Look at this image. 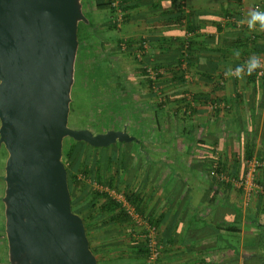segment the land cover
Wrapping results in <instances>:
<instances>
[{
    "label": "crops",
    "instance_id": "0c3cea01",
    "mask_svg": "<svg viewBox=\"0 0 264 264\" xmlns=\"http://www.w3.org/2000/svg\"><path fill=\"white\" fill-rule=\"evenodd\" d=\"M180 1L185 3L186 14L191 13L190 23L195 28L190 63L194 97L197 99L200 93L206 101L223 99L234 108L225 120L222 111L203 110L201 126L215 127L214 131L206 129L204 138L212 146H219L225 131L230 134L234 130L241 153L264 154V77L258 73L243 75L219 84L226 71L250 56L264 58V31L258 24L250 29L247 23L248 14L261 0H128V7L133 9L135 5L130 23L144 21V38L152 50L144 56V69L157 64L175 71L179 64L178 46L173 42L186 34L176 20ZM90 4L108 5L105 0H91ZM218 123L221 130L232 124L236 129L218 133ZM196 133L179 131L177 136L190 144L185 149H171L175 161L147 157L144 178L125 184L126 190L135 195L142 215L158 227L163 247L160 264H264V247L260 244L264 210L246 212L239 205L240 196L212 176L211 163L200 158L202 153L198 152L211 147L205 146L207 143L197 147ZM92 228V251L98 264L146 263L141 238L124 215L99 213Z\"/></svg>",
    "mask_w": 264,
    "mask_h": 264
},
{
    "label": "water",
    "instance_id": "95a60500",
    "mask_svg": "<svg viewBox=\"0 0 264 264\" xmlns=\"http://www.w3.org/2000/svg\"><path fill=\"white\" fill-rule=\"evenodd\" d=\"M83 0H0V147L8 264H98L72 208L63 147L141 141L69 126Z\"/></svg>",
    "mask_w": 264,
    "mask_h": 264
},
{
    "label": "rangeland",
    "instance_id": "374dc122",
    "mask_svg": "<svg viewBox=\"0 0 264 264\" xmlns=\"http://www.w3.org/2000/svg\"><path fill=\"white\" fill-rule=\"evenodd\" d=\"M90 1L83 0V13L92 21L94 27L88 29L84 23L79 25V27L83 25V30L76 61L69 126L73 129L87 128L94 133H105L107 130H122L127 124L128 132L143 140L144 144L142 150L134 143L106 149H89L85 143L76 142L70 138L65 139L63 163L66 169L75 175V181L83 187L73 189V196L80 197L79 202L75 199L74 206L81 203L82 207H85L83 211L91 210L92 206L89 204L92 203L93 195L95 193L107 194L105 190H98L99 187L102 189L107 187L104 183L107 176L115 180L114 188H108L114 190L115 194L124 196L128 192L125 186L128 180L144 178V162L147 161V157L153 160L175 161L172 159L174 153L171 149L176 147L185 149L190 144L188 140L180 139L177 136L178 132L187 133L195 130L197 132L194 139L195 145L201 147L207 143L205 146L212 148V150L202 148L204 154L202 151L198 152L202 153L199 154L200 158L211 163L209 168L216 179L220 178V174H226L242 180L249 172L251 164L259 165L250 184L242 189L233 185H228V188L240 196L239 205L246 212L264 210V154L255 156L241 153L234 130H231L230 134L226 132L227 130L225 131L217 143L219 146H212L203 135L207 128L201 126V120L205 115L202 111L206 110L210 113L222 111L226 114L222 115L225 120L227 115L233 112L234 108L230 105L231 103L215 98H209L206 101L200 93L197 94L198 98L195 100L192 86L194 75L190 64L192 58L185 66H181L185 71L183 83H178L173 79V70H168V67L161 65L157 66V64L146 66L149 69L147 70L149 76L143 74L144 59L137 58L141 54V51L137 49L138 43L141 42L140 39H144L148 44L144 56L151 54L152 51L150 42L144 38V21L136 19L135 23H130L132 8L127 12L128 19L125 21L126 12L120 7L124 16L123 25L121 27L110 26L112 21L115 23L118 19L117 11L111 10L110 5H91ZM105 1L108 4L107 0ZM188 36V40L192 42L193 33H186L184 38L173 42V45L178 46L179 57L182 51L179 44L185 42ZM125 38L133 40L132 53L126 56H115V53L111 52V45ZM176 71L178 68L175 69ZM158 72L161 74L160 78L157 76ZM148 78L152 79L153 87L149 85ZM213 102H223L228 107L216 112L210 111L209 103ZM159 104L162 105V109ZM157 114L161 115L159 119ZM231 128L236 129L232 124L221 130L218 123L216 130L219 133ZM207 130L214 131L215 127L212 126ZM70 152L73 159L66 157ZM7 158L5 147H0V234L2 237L0 264H8L2 203L5 190L3 177ZM87 160L90 161L88 174L82 167ZM218 168H222L223 172L220 173ZM100 169L103 178L99 177ZM82 196L84 198H81ZM109 197L113 199L112 196L109 195ZM120 206L122 215L125 216V209L122 205ZM98 213L95 209L91 213L92 216L90 215L93 219L86 218L91 248L93 240L91 231L97 221ZM130 224L132 225L131 221Z\"/></svg>",
    "mask_w": 264,
    "mask_h": 264
},
{
    "label": "built area",
    "instance_id": "2783aa9c",
    "mask_svg": "<svg viewBox=\"0 0 264 264\" xmlns=\"http://www.w3.org/2000/svg\"><path fill=\"white\" fill-rule=\"evenodd\" d=\"M107 2L110 4L111 8L117 11V16H118L117 20L118 21L122 20L124 17L122 10L120 8L122 4V0H107ZM179 4L183 5L182 8L184 9L185 13H187L185 3L183 1H180ZM254 10L264 11V0H261L260 2H258L254 6ZM188 38L189 36L186 38V41L184 42L182 52H181L184 55V58L182 60V66H185V64L188 61L187 60L188 48H189ZM263 47H264V40H263ZM141 48L144 50V54H145L148 48V44L145 40L142 43ZM260 61H261V68L257 70L258 71L257 73L260 74L261 77H264V58L260 59ZM147 70L149 71V69ZM227 78L228 77H226L225 74L222 75L221 79L219 80V84L223 85L224 81ZM226 107L228 106L223 102L209 103L210 111H214V112L224 109ZM258 166L259 165L257 164H251L249 166L250 169L247 175L245 176V179L239 180L233 176H228L226 174H220V180L226 183H230L234 187L242 189L245 187V185L250 184V181L253 179ZM98 190L100 191L105 190L110 196H112L114 200H116L119 204H121L123 208L125 209L126 215L131 221L132 226L138 232L139 237L141 238V241L143 243V246L145 247V250H146V263L145 264H160L163 247L160 244L159 239H158L157 225L153 224L150 220L146 219L143 215H140L136 211L135 207H133L123 195L115 194L114 190H111L108 187L104 189H102V187H99Z\"/></svg>",
    "mask_w": 264,
    "mask_h": 264
},
{
    "label": "trees",
    "instance_id": "16d2710c",
    "mask_svg": "<svg viewBox=\"0 0 264 264\" xmlns=\"http://www.w3.org/2000/svg\"><path fill=\"white\" fill-rule=\"evenodd\" d=\"M128 0H123L122 1V4H121V8L123 9V11L124 12H126V14H125V21L128 19V17H127V12L131 9L130 7H128V5H127V2ZM108 5H110L109 3H108ZM103 7V6H102ZM135 8V5H133V9ZM177 14H178V16L176 17V20H177V24L179 25V26H181V29L182 30H184L185 31V33H193V31H194V26H193V24L192 23H190V17H191V13L190 14H186L185 13V11H184V9L182 8V6H181V4H178V11H177ZM85 24V23H84ZM83 25H81L80 27H79V42H80V45H81V34H82V27ZM84 26H87L88 27V29H91L92 27H94V24L92 23V21L90 20V24L89 25H84ZM264 35V34H263ZM264 37V36H263ZM255 39V38H254ZM252 41L253 42H255V40H253V37H252ZM183 45H184V42H181L180 44H179V47H181V48H183ZM193 48V42H191V41H189V48H188V57H187V60H188V62L191 60V58H192V49ZM182 52V51H181ZM180 60H179V66H177V67H175V69L176 68H178V71H174L173 72V79L176 81V82H178V83H183L184 82V77H185V71H183V69H182V60H183V58H184V55H183V53H181V55H180ZM147 69H148V67L146 68L145 67V69L142 71L143 72V74H145V75H148L149 76V74L147 73L148 71H147ZM160 69V68H159ZM257 72L258 71H255V72H253L251 75H257ZM157 76H158V78H160L161 77V74L160 73H158L157 74ZM148 82H149V84H150V86H152L153 87V81H152V79H150V78H148ZM196 99V98H195ZM162 105L161 104H159V107L162 109V107H161ZM219 111V110H218ZM158 115V119H159V116H161L160 114H157ZM87 146H88V148L89 149H94L93 147H91V146H89L88 144H86ZM73 155H72V153L70 152V153H68L67 155H66V157L69 159V157L70 158H72L73 159V157H72ZM87 158H89V157H87ZM86 158V159H87ZM89 165H90V161H86L85 162V164L82 166L83 168H84V170H85V172H87V174H88V169H89ZM218 171L221 173V172H223V169L221 168H218ZM67 173H68V180H69V187H70V191H71V197H72V208H73V211L75 212V213H77L78 215H80L82 218H83V220H84V222H85V225H87L86 224V218H89L90 220H92L93 218H91L90 217V215H91V213L96 209V210H98V212L99 213H105L106 215H107V213H113V212H118V214L119 215H122L123 213L121 212V209H120V205L121 204H119L116 200H114V199H111L110 197H109V195H108V193L107 194H101V193H95L94 195H93V199H91L92 200V203H90L89 205H91L92 206V208L94 209H92L91 208V210L89 209V210H87V211H83L84 210V206L82 207V204L81 203H78V205H76V206H74L75 205V199L79 202V199H80V197H74L73 196V194H72V192H73V189L74 188H77V189H79V188H83L82 187V185H80V183L79 182H76L75 180H76V177H75V175L71 172V171H69V169H67ZM99 173H100V176L99 177H101V169H100V171H99ZM101 178H103V177H101ZM101 181V180H100ZM104 183H105V185L107 186V187H110V188H114V183H115V180L113 179V177H106V179H105V181H104ZM227 185H231L230 183H226ZM124 196H125V198H126V200L130 203V204H133V205H135L136 207H137V204H135V195L132 193H130V192H126L125 194H124ZM81 198H84V196H82ZM100 201H103L104 202V205L103 206H101L102 205V203L100 202ZM132 205V206H133ZM135 206H133V207H135ZM75 207H77V209L79 208V210H77V209H74ZM135 207V209H136V211L140 214V215H142V213H141V210H140V207H137L136 208ZM84 213V214H83ZM98 213V214H99ZM92 216V215H91ZM125 217H127L128 218V216H126L125 215ZM98 217H96V219H97ZM126 219V218H125ZM128 220H129V218H128ZM156 225V224H155ZM263 228L264 227H261L260 229H261V237H262V241H260V244L262 245V247H264V231H263ZM3 230H4V226H3ZM86 230H87V235H89V229H88V227L86 226ZM254 245H256V247H255V249L259 246V244L256 242ZM92 249V248H91ZM257 250V249H256Z\"/></svg>",
    "mask_w": 264,
    "mask_h": 264
},
{
    "label": "clouds",
    "instance_id": "9594fccd",
    "mask_svg": "<svg viewBox=\"0 0 264 264\" xmlns=\"http://www.w3.org/2000/svg\"><path fill=\"white\" fill-rule=\"evenodd\" d=\"M250 29H253L259 25L261 29H264V11L253 10L248 14L247 20ZM240 55L239 51L235 53ZM261 68V61L259 57L250 56L243 64L238 65L235 69H229L225 72V76L228 78L236 77L242 78L243 75H251L253 72Z\"/></svg>",
    "mask_w": 264,
    "mask_h": 264
},
{
    "label": "flooded vegetation",
    "instance_id": "af4514ba",
    "mask_svg": "<svg viewBox=\"0 0 264 264\" xmlns=\"http://www.w3.org/2000/svg\"><path fill=\"white\" fill-rule=\"evenodd\" d=\"M111 8V7H110ZM113 8H111V10H112ZM114 10V9H113ZM111 21V20H110ZM123 23H124V18L122 19V20H120V21H118L117 19H116V21H115V23H114V21H112L111 23H110V26H115V27H121L122 25H123ZM139 41V40H138ZM140 41L141 42H139L138 43V45H137V49L139 50V51H141V54H140V57H137L138 59H144V50L141 48V45H142V43L144 42V39H140ZM112 46V49H111V52L113 51L114 53H115V56H126V55H128V54H130V53H132V51H133V47H134V45H133V40L132 39H127V38H125V39H121V40H118L117 42H115V44H113V45H111ZM141 60V61H142ZM127 127V132H128V125L127 124H125L124 126H123V129L122 130H124V127ZM113 130H116V131H122V130H120V129H113ZM108 131V130H107ZM128 134L129 135H131V136H135V135H133V134H131V133H129L128 132ZM136 138H137V136H135ZM138 139V138H137ZM140 140V139H139ZM141 141V144H138V143H136V142H133L134 144H137V145H139V148H140V150H142V145L144 144V141L143 140H140ZM130 144V143H129ZM118 145H124V144H116V145H114V146H111V147H116V146H118ZM111 147H109V148H111ZM96 149H106V148H96Z\"/></svg>",
    "mask_w": 264,
    "mask_h": 264
}]
</instances>
